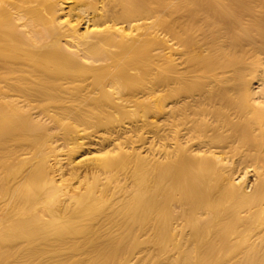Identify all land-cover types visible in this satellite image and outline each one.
<instances>
[{"label": "bare ground", "instance_id": "bare-ground-1", "mask_svg": "<svg viewBox=\"0 0 264 264\" xmlns=\"http://www.w3.org/2000/svg\"><path fill=\"white\" fill-rule=\"evenodd\" d=\"M263 2L0 0V264H264Z\"/></svg>", "mask_w": 264, "mask_h": 264}, {"label": "rangeland", "instance_id": "rangeland-1", "mask_svg": "<svg viewBox=\"0 0 264 264\" xmlns=\"http://www.w3.org/2000/svg\"><path fill=\"white\" fill-rule=\"evenodd\" d=\"M263 7H264V2H263L262 4H259V8H263ZM81 152H82V151L79 150L76 154H74L73 157H78V156L80 155ZM248 178H249L250 180H252L251 173L248 175Z\"/></svg>", "mask_w": 264, "mask_h": 264}]
</instances>
